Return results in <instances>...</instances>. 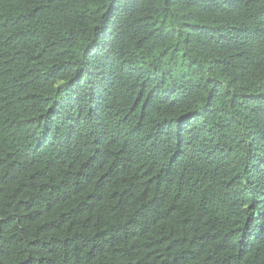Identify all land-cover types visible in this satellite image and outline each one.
Wrapping results in <instances>:
<instances>
[{"label":"trees","instance_id":"1","mask_svg":"<svg viewBox=\"0 0 264 264\" xmlns=\"http://www.w3.org/2000/svg\"><path fill=\"white\" fill-rule=\"evenodd\" d=\"M0 264H264V0H0Z\"/></svg>","mask_w":264,"mask_h":264}]
</instances>
